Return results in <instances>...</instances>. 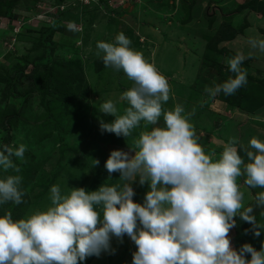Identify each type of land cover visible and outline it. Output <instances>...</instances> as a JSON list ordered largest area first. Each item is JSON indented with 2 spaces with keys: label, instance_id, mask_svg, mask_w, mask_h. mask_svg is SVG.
Masks as SVG:
<instances>
[{
  "label": "clouds",
  "instance_id": "clouds-1",
  "mask_svg": "<svg viewBox=\"0 0 264 264\" xmlns=\"http://www.w3.org/2000/svg\"><path fill=\"white\" fill-rule=\"evenodd\" d=\"M130 44L123 33L115 43L97 42L104 66L122 69L134 82L120 96L128 105L124 114H118L112 100L100 104L99 112L114 116L110 122L101 120L100 130L126 139L141 122L157 125L162 117L163 126L141 131L130 146L132 155L111 150L104 168L109 177L119 173L122 187L102 183L95 190L73 187L62 195L53 185L45 211L20 219L10 212L0 214V264H80L111 251V239L122 241L125 235L136 245L132 264H264V242L259 250L250 243L236 249L228 235L237 217L252 225L254 236L264 231L254 208L244 207L237 183L243 176L248 187L264 189V141L254 136L247 147L240 145L245 160L238 154V141L231 138L218 159L210 158L182 115L183 106L162 109L170 98L168 81ZM248 44L264 53V38L249 36ZM245 58L237 52L226 60L234 76L207 88L209 96L232 95L247 83L241 67ZM25 151L24 144L0 145V172L19 173L13 157L23 160ZM21 180L19 175L0 176V204L22 202ZM137 180L148 185L142 203L133 200L132 183ZM255 204L264 209V190L256 194Z\"/></svg>",
  "mask_w": 264,
  "mask_h": 264
},
{
  "label": "rangeland",
  "instance_id": "rangeland-1",
  "mask_svg": "<svg viewBox=\"0 0 264 264\" xmlns=\"http://www.w3.org/2000/svg\"><path fill=\"white\" fill-rule=\"evenodd\" d=\"M195 1L0 0V145L18 147L24 144L26 147L23 160L13 157L14 164L20 168L19 173L12 169L7 173L0 172V176L22 177L19 185L24 192L22 202L0 204V214L10 212L13 219H20L45 211L51 204L50 188L70 157H87L86 164L94 165L91 151L100 150L97 145L102 146L108 158L111 150L128 151L126 148L133 145L141 131L151 130L152 125L141 122L126 139L107 131L101 132L100 121L110 122L114 116L99 112L100 104L112 100L117 105L118 114H124L128 105L120 100V96L133 87L134 82L122 69L104 66L103 53L97 55L98 41L115 43L119 33L125 34L131 41L129 47L141 53L146 61L150 56L148 62L168 81L170 98L162 103V109L171 110L177 104L185 107L183 100L179 99L180 94L174 91L184 79L179 75L182 65H158L153 50L160 44L159 36H163L168 28L179 30L181 23H189ZM198 27L202 29L201 24ZM209 35L204 34L214 39ZM173 72L176 74L174 78L170 77ZM254 82V78L248 75L247 83L240 90ZM227 98L225 96L224 100H231ZM203 101L215 102V99L205 95ZM182 115L189 122H199L205 127L210 119L209 111L201 113L196 109L192 113L184 109ZM158 122L163 126L162 117ZM86 138L90 141L84 142ZM198 143L207 149L203 142ZM129 153L133 154L132 151ZM105 161L94 177L106 185L122 187L125 182L120 180L118 172L109 177L104 168ZM72 170L81 174L78 166H72L65 180L78 188L79 182H86V179H73ZM85 174L90 178L89 172ZM138 186L139 193L136 192L133 200L142 203L148 185L138 183ZM252 207L257 222L264 224V209L256 205ZM236 219L237 226L228 233L231 246L239 249L244 243H250L259 250L264 242V231L256 237L252 225L240 221L239 217ZM122 241L125 261L122 264H132L136 245L134 242L131 245L132 241L128 244L126 236ZM250 258L247 254L246 259Z\"/></svg>",
  "mask_w": 264,
  "mask_h": 264
},
{
  "label": "crops",
  "instance_id": "crops-1",
  "mask_svg": "<svg viewBox=\"0 0 264 264\" xmlns=\"http://www.w3.org/2000/svg\"><path fill=\"white\" fill-rule=\"evenodd\" d=\"M195 2L190 10L189 23L186 25H184L186 22L181 23L179 30L171 31L168 28L163 36H159L160 44L155 47L153 52L157 55L158 65L160 63L175 67L179 63L182 65L179 75L184 76V79L179 83V87L174 88V91L176 94H180L179 99L185 103L184 109L187 110V113H192L193 109L201 113L210 112L209 123L206 127L200 126L199 122L196 124L194 121L190 122L197 141L203 142L207 146L205 153L213 160L218 159L224 145L231 138H235L238 141L236 145L238 154L246 160L240 145L247 147L250 138L254 136L264 141V53L252 49L248 44L249 36L264 38V0H196ZM200 24L202 29L198 27ZM205 32L212 35L214 39L210 35V37L204 36ZM237 52L245 55L246 58L241 67L246 69L247 76L254 78V84L243 87V91L238 89L234 94L228 95L227 99H231L230 101L224 100L223 92L215 97L209 96L205 91L208 84L211 88L216 84L223 83L230 76H234L229 71L226 60ZM150 59L148 56V61ZM163 70L168 71L164 68ZM175 76L176 74L173 72L170 77L174 78ZM205 95L215 99V102L205 101L204 103ZM189 107L191 110H188ZM156 126H160V122L157 125H152V127ZM89 139L86 138L84 142L90 141ZM92 141L96 143V140ZM97 147L100 150L93 149L91 153L94 160H99V164H86L87 157L85 155L84 159L70 157L52 186L58 185L62 195L70 193L75 184L72 186L71 182L66 181L65 178L68 177L72 166H78L81 171L79 174L72 170L73 179H82V177L86 179V182L83 180L79 182L80 187L95 190L102 183L105 184L103 180L94 177L97 175L99 167L107 159V154L102 146L97 145ZM126 150L131 151L130 147H127ZM81 154L83 155L82 152ZM86 171L90 173V178H87ZM243 181V176L237 178L240 190L244 194V207L256 205L255 196L264 189L250 188ZM115 182L121 181L115 180ZM132 187L135 194L139 193L138 181H134ZM125 236L129 244L128 241L131 242V239L128 240V236ZM132 244L133 242H131ZM122 253L123 241L113 237L111 251L102 252L99 257H88L86 262L83 261L80 264H113L114 262L122 264L125 262Z\"/></svg>",
  "mask_w": 264,
  "mask_h": 264
},
{
  "label": "trees",
  "instance_id": "trees-1",
  "mask_svg": "<svg viewBox=\"0 0 264 264\" xmlns=\"http://www.w3.org/2000/svg\"><path fill=\"white\" fill-rule=\"evenodd\" d=\"M11 10V9H10ZM77 156V155H76ZM78 157V156H77ZM79 158V157H78Z\"/></svg>",
  "mask_w": 264,
  "mask_h": 264
}]
</instances>
